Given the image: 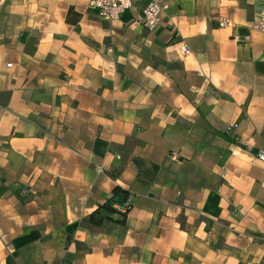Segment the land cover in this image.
<instances>
[{"label":"crops","instance_id":"1","mask_svg":"<svg viewBox=\"0 0 264 264\" xmlns=\"http://www.w3.org/2000/svg\"><path fill=\"white\" fill-rule=\"evenodd\" d=\"M89 1L0 0V264H264V0Z\"/></svg>","mask_w":264,"mask_h":264},{"label":"built area","instance_id":"2","mask_svg":"<svg viewBox=\"0 0 264 264\" xmlns=\"http://www.w3.org/2000/svg\"><path fill=\"white\" fill-rule=\"evenodd\" d=\"M140 0H90L89 5L91 8L96 9L102 19L106 22H111L117 20L121 15L132 8L135 3ZM144 5L142 9L143 22L147 29L154 30L156 29L162 20L163 12L169 8L168 3H163L160 0H144ZM232 21L229 18L221 20V26H229ZM252 27L255 30L261 31L264 33V10L260 13L258 17L252 22ZM246 39L250 38V35L245 36ZM180 49L183 53L189 52L188 46L183 43L180 45ZM237 124L230 125L228 129L236 127ZM256 156L264 161V149H253ZM173 159H179L178 153H171ZM115 207L118 208L122 213H128L132 207V196L129 195L127 199L122 204H115Z\"/></svg>","mask_w":264,"mask_h":264},{"label":"trees","instance_id":"3","mask_svg":"<svg viewBox=\"0 0 264 264\" xmlns=\"http://www.w3.org/2000/svg\"><path fill=\"white\" fill-rule=\"evenodd\" d=\"M129 196V193L121 187H116L113 191L112 196L102 205L100 206L94 213L92 214V220L94 222H100L102 218H104L101 213L105 212L110 217L113 213H118L123 216L125 219L128 213H122L118 208L115 207V204H122ZM122 219V220H123Z\"/></svg>","mask_w":264,"mask_h":264}]
</instances>
